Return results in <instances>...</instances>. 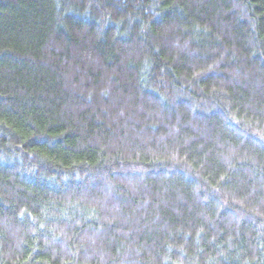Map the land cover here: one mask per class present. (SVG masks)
Returning <instances> with one entry per match:
<instances>
[{
    "label": "trees",
    "instance_id": "16d2710c",
    "mask_svg": "<svg viewBox=\"0 0 264 264\" xmlns=\"http://www.w3.org/2000/svg\"><path fill=\"white\" fill-rule=\"evenodd\" d=\"M0 264H264V0H0Z\"/></svg>",
    "mask_w": 264,
    "mask_h": 264
}]
</instances>
